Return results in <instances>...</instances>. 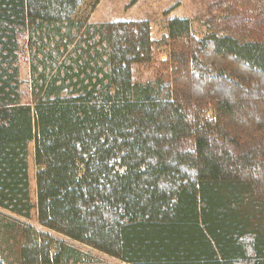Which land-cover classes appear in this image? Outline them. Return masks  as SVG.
<instances>
[{
	"label": "trees",
	"instance_id": "trees-1",
	"mask_svg": "<svg viewBox=\"0 0 264 264\" xmlns=\"http://www.w3.org/2000/svg\"><path fill=\"white\" fill-rule=\"evenodd\" d=\"M100 1L0 0V210L127 264H264V25L171 20L156 65L148 22L91 24Z\"/></svg>",
	"mask_w": 264,
	"mask_h": 264
},
{
	"label": "rangeland",
	"instance_id": "rangeland-1",
	"mask_svg": "<svg viewBox=\"0 0 264 264\" xmlns=\"http://www.w3.org/2000/svg\"><path fill=\"white\" fill-rule=\"evenodd\" d=\"M174 19L187 20L190 26L189 34L196 39L231 34L234 40L247 42L248 39H240L242 36L237 30L241 26L255 28L264 25V6L261 0H101L89 22L107 24L147 21L151 40L155 43L154 61L158 65L166 60L168 51L166 48H160L158 43L167 37L169 23ZM19 68L22 80L28 81L27 52L21 54ZM133 72L137 79H150L154 76V69L148 67H136ZM203 118L205 121L213 119L212 110L204 112ZM33 152L34 146L31 144L29 158L32 161ZM32 161L31 177L37 171L34 165L32 168ZM35 194L32 186L30 196L33 204H36ZM25 241L29 243L24 245L27 250L40 251L42 257L49 259L50 264H55V259L62 254H70V251H64L62 247L77 250L82 255L79 264H127L47 229L39 223L36 209L32 211L30 218L0 210V260L5 264H22L20 247ZM74 253L71 251V254ZM64 263L75 264L73 260H65Z\"/></svg>",
	"mask_w": 264,
	"mask_h": 264
}]
</instances>
